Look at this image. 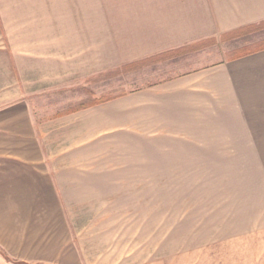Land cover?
Returning a JSON list of instances; mask_svg holds the SVG:
<instances>
[{"label": "crops", "instance_id": "1", "mask_svg": "<svg viewBox=\"0 0 264 264\" xmlns=\"http://www.w3.org/2000/svg\"><path fill=\"white\" fill-rule=\"evenodd\" d=\"M59 1L62 8L44 16L56 18L48 26L41 20L36 28L14 31L13 22L2 19L7 44L0 40V50L9 49L17 66L20 56L36 61V76L28 79L37 88L13 86L0 96V264H110L107 258L86 261L77 247L54 245L59 239L72 240L76 220L67 216L69 209L96 208L91 204L104 200V194L125 192L131 169L124 162L126 157L137 160L146 139L155 138L156 146L158 136L183 137L211 148L238 130L231 123L237 113L264 111L261 50L35 122L23 104L26 96L57 87L74 89L111 68L264 19V0ZM62 18L68 20L63 24ZM35 32L37 41H28L35 36L26 35ZM18 34H24L21 44L14 39ZM17 48L28 51H11ZM179 56L162 61L171 64ZM156 64L145 61L128 70ZM12 103H21L26 111L13 116ZM15 136L21 140L16 147L9 141ZM175 253L181 264H211L212 252ZM239 253L222 256L229 257V264H241ZM246 256L250 264H264V252Z\"/></svg>", "mask_w": 264, "mask_h": 264}, {"label": "rangeland", "instance_id": "2", "mask_svg": "<svg viewBox=\"0 0 264 264\" xmlns=\"http://www.w3.org/2000/svg\"><path fill=\"white\" fill-rule=\"evenodd\" d=\"M59 3L0 0V40L7 44L2 19L13 22L14 31L21 30V26L25 30L36 28L41 20L48 26L56 18L44 16L58 12L62 8ZM65 19L68 20L62 18L63 24ZM23 36L14 35L19 40L17 44H21ZM26 36H35L28 41H37L36 32ZM210 37L214 38L210 43L176 54L182 58L177 60L179 56L174 63H166L163 58L155 66L126 73L118 66L101 78L78 82L74 89L57 87L26 96L23 104L38 122L88 104L102 94L114 98L175 75L229 61L237 50L264 40V28L237 38L225 39L221 34L206 38ZM11 51L21 55L28 50ZM8 52L9 49L0 50V96L13 86L36 89V81L28 79L36 76V61L20 56L22 63L17 66ZM10 105L16 107L13 116L23 108L26 111L21 103ZM236 116L231 123L237 124L238 130L228 134L219 146L189 144L190 138L170 136H158L154 146L155 138L146 139L147 144L136 153L137 160L126 157L124 162L131 169L126 191L104 194V200L91 204L96 208L69 209L67 216L71 213L76 220L71 227L72 240L68 244L66 239H59L53 241L54 245L61 250L77 247L86 261L107 258L110 264H181L182 257L175 252H212L208 259L211 264H229V257H223L222 252H240L241 264H250L251 257L246 252H264V111L239 112ZM22 119L24 124L28 122L25 116ZM12 126L16 127L15 123ZM9 141H14L15 147L21 142L16 136Z\"/></svg>", "mask_w": 264, "mask_h": 264}, {"label": "trees", "instance_id": "3", "mask_svg": "<svg viewBox=\"0 0 264 264\" xmlns=\"http://www.w3.org/2000/svg\"><path fill=\"white\" fill-rule=\"evenodd\" d=\"M263 28H264V19L260 20L258 22H255V23H250V24H247V25L240 26V27H238L236 29H233V30H230L228 32L222 33L221 35L225 39L235 38V37L237 38V37H240L241 35H245V34L250 33V32L258 31V30H261ZM211 40H214V38L213 37L206 38V39H203V40H200V41H197V42H194V43H191V44H188V45L176 48V49L165 51V52L157 54L155 56H151V57H149L147 59L131 62V63H128L126 65H123L122 69L123 70H128V69H131L133 67H136V66H139V65L143 64L145 61H150V62L151 61L153 62L154 60L158 61L160 59H163V58L165 59L167 57H170V56H173V55H176V54H180V53L185 52V51L193 50V49H196V47L201 46L202 44L210 43ZM261 50H264V40L254 44L253 46H247V47L241 48L240 50H237L236 53L229 58V61L233 60V59H237V58L243 57V56H246V55H249V54H252V53H255V52H258V51H261ZM109 99H112V97H103V96L102 97H98L94 101H92V102H90L88 104H83V105L79 106V108L78 107L77 108H71V109H68V110H66L64 112H57L51 117H58V116H61V115L65 114V113L73 112L76 109L85 108L87 106L100 104V103L105 102V101H107Z\"/></svg>", "mask_w": 264, "mask_h": 264}]
</instances>
